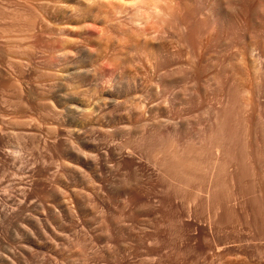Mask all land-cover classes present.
Returning a JSON list of instances; mask_svg holds the SVG:
<instances>
[{
  "label": "rangeland",
  "instance_id": "1",
  "mask_svg": "<svg viewBox=\"0 0 264 264\" xmlns=\"http://www.w3.org/2000/svg\"><path fill=\"white\" fill-rule=\"evenodd\" d=\"M0 264H264V0H0Z\"/></svg>",
  "mask_w": 264,
  "mask_h": 264
},
{
  "label": "bare ground",
  "instance_id": "2",
  "mask_svg": "<svg viewBox=\"0 0 264 264\" xmlns=\"http://www.w3.org/2000/svg\"><path fill=\"white\" fill-rule=\"evenodd\" d=\"M152 1H154V0H152ZM157 3H155V2H150V1H147L146 3H145V10H143V13H140L139 11L138 12H135V13H137L138 14V16H137V18L136 19H138V21H147L148 20V18L152 15V14H158V7L159 6H157L156 5ZM228 6H229V9H231V6L228 4ZM236 7V6H235ZM234 7V8H235ZM234 8H232L231 10H233ZM159 10H160V8H159ZM142 12V11H141ZM150 13V14H149ZM135 15V14H134ZM157 16V15H156ZM231 18V17H230ZM231 20V19H230ZM233 20V19H232ZM235 22V21H234ZM236 22H237V20H236ZM236 22H235V24H236ZM244 22V21H243ZM240 22H237V24H239ZM243 24V23H242ZM236 26H238V25H236ZM240 26L241 25H239V28H240ZM243 26V25H242ZM244 27H245V23H244ZM238 28V27H237ZM239 28H238V30H239ZM243 28V27H242ZM232 29V28H231ZM244 29V28H243ZM233 30V29H232ZM234 31V30H233ZM156 148V147H155ZM172 162V161H171ZM175 163V162H174ZM177 163V162H176ZM175 163V164H176ZM174 164V165H175ZM173 165V164H172ZM179 165V164H178ZM181 165H182V163H181ZM171 166V165H170ZM180 166V165H179ZM172 168V167H171ZM183 167H180V169H182ZM175 169V168H174ZM173 170V169H172ZM179 170V169H178ZM181 171V170H180ZM179 172V171H178Z\"/></svg>",
  "mask_w": 264,
  "mask_h": 264
}]
</instances>
